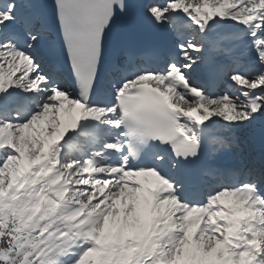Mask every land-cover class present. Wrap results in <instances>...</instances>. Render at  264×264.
I'll return each instance as SVG.
<instances>
[{
  "label": "snow or ice",
  "instance_id": "6c2138e0",
  "mask_svg": "<svg viewBox=\"0 0 264 264\" xmlns=\"http://www.w3.org/2000/svg\"><path fill=\"white\" fill-rule=\"evenodd\" d=\"M0 264H264V0H0Z\"/></svg>",
  "mask_w": 264,
  "mask_h": 264
}]
</instances>
